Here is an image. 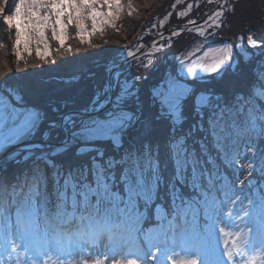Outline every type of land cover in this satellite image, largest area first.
I'll return each instance as SVG.
<instances>
[{"label": "snow or ice", "instance_id": "1", "mask_svg": "<svg viewBox=\"0 0 264 264\" xmlns=\"http://www.w3.org/2000/svg\"><path fill=\"white\" fill-rule=\"evenodd\" d=\"M170 7L159 27L175 14L187 18L179 30L123 46L85 103L51 106L56 119L28 105L21 85L0 91V149L21 145L4 160L31 161L12 180L0 174V264H264V19L240 31L234 53L220 34L236 0H203L195 18L192 3ZM125 8L131 16L132 0H0L15 72L100 47L93 37L107 44ZM184 31L195 47L173 53L179 71L145 103L142 70ZM12 72L0 61V89Z\"/></svg>", "mask_w": 264, "mask_h": 264}, {"label": "trees", "instance_id": "2", "mask_svg": "<svg viewBox=\"0 0 264 264\" xmlns=\"http://www.w3.org/2000/svg\"><path fill=\"white\" fill-rule=\"evenodd\" d=\"M149 11L150 10H146V12L144 11L143 12L147 13ZM245 12L249 14V16L246 17L252 19L257 18L255 20V24H256L255 26H253L252 22L249 19H247L244 16H240V14ZM143 14H141V16L138 18L132 17L133 19L130 20V22L126 24V26L124 25L123 20H121L117 26L118 29H113L111 27H108L106 30H104V38L108 41L107 44L103 43V41L98 39V37H93V42L101 46L95 48V50L98 51V53L94 52L93 54L88 55L89 57L85 55L84 58L86 59L83 58L84 59L83 61L86 62L91 59H95V61L97 60L102 63H107L111 61L112 56H110L108 52L103 53L101 48L103 47L102 49L104 50L105 47H107L109 44H112L110 45L111 48H113V50L117 52L119 51V49H122V47L125 45L131 46L132 42L138 40V36L140 35L141 32L140 28L143 29L144 26L146 27L147 30H149L146 32L147 33L150 32L152 35L153 31L149 29V25H147L148 23L144 22V18H146L147 16H144ZM195 17L196 16H193V18ZM186 19L187 18L184 19L180 18L179 20V18L177 17L173 22H175L176 25L178 26L180 24H185ZM261 19H264V0H236V15L235 17L232 18L231 24L228 27L224 28L222 35L220 36V39L224 41L231 40L235 46V43L237 42V36L240 34V31L241 30L247 31L248 28L250 27L258 26L259 21ZM120 23L122 24L120 25ZM70 32L73 36L75 35V29L70 30ZM132 33L135 34L132 35ZM234 33L236 35H234ZM153 36L154 35H152V37ZM182 36L185 38L183 40L186 41V43H189L188 39H186L188 35L184 34ZM150 38L151 36L149 35L147 37V40H149ZM0 43L5 45V47L0 48V61L6 62L8 67L13 68V72L7 74L3 78L4 80L7 81V85L5 86L15 85V84L21 85L28 93L26 97L28 103L34 106L45 108L48 111V115L50 118L56 119L58 117V113H53L51 111V106L60 107L61 111H71L73 110V108H77L83 103H85L87 99L90 97V95L93 94L92 91L88 90L85 92L77 91V94L73 95V92L77 89V87L80 84L74 78L76 79L78 78V80L80 81V79H84V76L82 74V71L79 72L80 68L78 66L77 68L74 67L75 65H77V63H80V60L82 59L78 58L76 61H72V60L75 55L78 56L83 52L79 54H73L72 55L73 58H71L70 55L64 58H59L60 61L56 63L54 66H44L45 71L43 72H41L39 68L29 67L26 73H17L15 72V66L12 61L14 60L12 59L13 56H11L12 54H10L11 52L10 47L12 46L13 41L10 38V36L7 34L6 30L3 28L2 25H0ZM69 43H71L73 46H76L78 42L76 40H70ZM259 59H261L259 55L254 56L252 60L253 64H255L256 61ZM161 66L162 63H159V70L156 69V67L154 68L155 70L153 72L149 70L151 74H148L149 77L146 79V83H145L146 90L148 89V87L151 88V86L158 81V77H159L158 73L161 70ZM105 69L106 67H98V66L95 69L92 68V70H94L95 72L96 79L101 86H103L106 80ZM64 79H67V83H64L62 85H59L58 82L55 83V81H64ZM5 86L0 90H4ZM65 101L70 102L68 108L61 107ZM24 154L25 153L21 152L20 156L15 157V159H22ZM11 159L12 158L9 157V160ZM30 162L31 161L29 160V162L26 163L16 164L14 162H7L3 159V161L0 162V164L5 165L4 171L2 172L3 176L8 178L9 180H12L14 178V175L16 173L23 172L30 165ZM207 166L209 168L213 167L212 164H209ZM219 167L221 168V170H223L224 166L221 164V162ZM228 172H231V170L228 169ZM228 172H225L226 177L230 179L234 178L233 176L228 175Z\"/></svg>", "mask_w": 264, "mask_h": 264}, {"label": "rangeland", "instance_id": "3", "mask_svg": "<svg viewBox=\"0 0 264 264\" xmlns=\"http://www.w3.org/2000/svg\"><path fill=\"white\" fill-rule=\"evenodd\" d=\"M125 4H127V0H124ZM134 2V3H133ZM140 2V3H139ZM175 2V0H132V4H133V8L135 9V11L132 13L131 16L128 15V9L125 8L123 14L119 17V19L117 20V26L119 24V22L121 20H123L124 22V25L126 26V24H128L130 22V20H132L134 17L135 18H138L141 16V14H143L144 12H146V10H150L149 12L147 13H144L143 15L144 16H147L146 18H144V22L148 23L147 25H149V29H151V25L153 23H156L158 25L157 29H151L152 32V35H154L156 32L158 31H163L165 36L167 37L168 36V33L170 30L172 29H176V30H179V28H177L176 26V23L173 22L177 17L175 16V14L172 16V17H169L168 20L165 21V24H164V27L163 28H160L159 27V22L161 20H164V17L166 16L167 12L168 11H172L171 9V5ZM183 3L186 4V3H192L194 5V8H193V12L189 13V17L188 18H193V16H196L198 13H197V9L195 7V5L197 3H203V0H183ZM135 6V7H134ZM182 10V7H177V9H175L176 12ZM144 11V12H143ZM143 12V13H142ZM240 16H249V14L247 12L245 13H242L240 14ZM131 17V18H130ZM133 17V18H132ZM247 19H249L253 26H255V19H252V18H248L246 17ZM180 20V18H179ZM250 22V23H251ZM122 23H120L121 25ZM248 24V23H247ZM247 26V25H246ZM245 26V28H246ZM108 27L105 28V30L107 29ZM111 29V28H110ZM118 29V28H116ZM70 30H74V29H70ZM108 31V30H107ZM112 31V30H111ZM110 31V32H111ZM140 35L138 36V40L132 42L131 46L133 45H136L137 43H144V44H149L151 43V40H152V35L150 34V32H146V31H149L146 29V27L144 26L143 29L140 28ZM126 32V31H125ZM139 32V31H138ZM186 33V35H188V37H186V39H188V42L189 43H186V41H184L183 39H185L183 36H178V37H173L172 40H173V47L172 48H165L164 50L160 51V52H155L154 56L152 57V59L154 60V64L152 66V68L148 69V70H142L143 74L147 76V78L149 77L148 74H151L149 70H151V72H153L154 68L156 67V69L159 70V63H162V66H161V70L160 72L158 73L159 74V77L158 79L163 76L166 72L168 71H171L173 73H176L179 71V68H176L175 67V61L173 60V53L177 52L178 50L180 49H186V52L185 54H187V52H192L193 48L195 47L194 44H191L192 40L194 39V32H187V31H184L183 34ZM135 34V33H132V35ZM143 36V40L141 41L139 38L140 36ZM151 36V38L149 40H147V37L148 36ZM222 35V33L220 34V36ZM126 36V35H125ZM135 36V35H134ZM10 38L12 39V41H14V36H10ZM163 43V41H161ZM197 43H200V40L198 39L197 40ZM117 44V43H116ZM112 44H109L107 47L104 48V50L101 48L102 52L103 53H106L108 52V54L110 56H112V58L115 56L116 52L113 50V48H111ZM119 46V45H117ZM129 46V45H128ZM213 46H219L218 44H214ZM52 47L55 48L56 47V44L55 42H52ZM235 47V46H234ZM11 49V52L10 54H12L11 56H13L12 59L15 60L14 58V55L12 53V46L10 47ZM121 50V49H119ZM154 51V50H152ZM83 53L79 54L78 56L75 55L74 58L72 55H70L71 58H73L72 61H76L78 58L82 59L80 60V63H77V65H75L74 67L77 68V66L80 68V71H82V74L84 76V79H80V81L78 80V78H74L75 80H77V82H79V86L77 87V89L73 92V95L74 94H77V91L78 92H85V91H92L94 92L96 88L98 87H102L97 79H96V76H95V72L93 69H95L97 66L98 67H106L105 69V72H106V80L105 82L107 81L108 79V68L111 66V61L107 62V63H102V62H99V61H95V59H91L89 61H86L84 62L83 60L86 59L84 58L85 55H87V57H89L88 55L90 54H93L94 52L95 53H98V51H96L95 49H88V50H85V51H82ZM235 53V52H234ZM202 53H196V55H200ZM60 57H57L56 59V63H58L60 61L59 59ZM84 58V59H83ZM98 59V58H97ZM195 59V56H191L189 57V61L191 60H194ZM14 60L13 61V64L15 66V63H14ZM71 61V62H72ZM55 64H48V65H45V66H54ZM68 65V64H67ZM73 67V65H72ZM28 70V69H27ZM26 70V71H27ZM74 71V70H73ZM135 71V70H134ZM157 71V70H156ZM80 77H81V74H80ZM58 82L59 85H62L64 83H67V79H64V81H55V83ZM190 83H193L195 84V86L199 89V88H203V87H211V85H203V84H199V83H196L195 81H192L190 80L189 81ZM83 85H86V86H83ZM137 83V86L139 87L140 89V97H141V100L144 101L146 103L147 101V95L149 94V87L148 89L146 90L145 89V83H146V79H141L139 81L136 82ZM16 85V84H15ZM84 88V89H83ZM7 89H8V86H5L4 90H0V91H3V93L5 95H7ZM83 89V90H81ZM147 93V95H146ZM92 95V94H91ZM90 95V96H91ZM45 99V98H43ZM28 103V101H27ZM28 105L32 106L31 104L28 103ZM20 148L16 149L14 151V153L19 150ZM4 150L0 149V152H2ZM249 155H251V153L249 152L248 153ZM213 162H216L215 160ZM241 162L243 163L244 161L241 160ZM240 178L243 179L244 178V175L243 174H240ZM5 196H6V193H5ZM52 259L54 260L55 258L52 257Z\"/></svg>", "mask_w": 264, "mask_h": 264}, {"label": "water", "instance_id": "4", "mask_svg": "<svg viewBox=\"0 0 264 264\" xmlns=\"http://www.w3.org/2000/svg\"><path fill=\"white\" fill-rule=\"evenodd\" d=\"M24 143H28V141H25ZM17 146H19V144H17V145H15V146H13L12 148H10L4 155H3V157H1V158H4L8 153H10L13 149H15Z\"/></svg>", "mask_w": 264, "mask_h": 264}]
</instances>
